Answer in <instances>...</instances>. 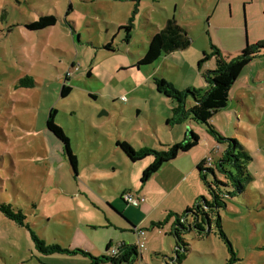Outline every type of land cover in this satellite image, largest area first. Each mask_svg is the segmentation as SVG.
<instances>
[{
  "label": "rangeland",
  "instance_id": "rangeland-1",
  "mask_svg": "<svg viewBox=\"0 0 264 264\" xmlns=\"http://www.w3.org/2000/svg\"><path fill=\"white\" fill-rule=\"evenodd\" d=\"M45 15L56 19L54 26L26 30ZM167 20L185 31L189 47L139 65ZM129 22L126 40L121 27ZM263 39L264 0H0V204L20 210L29 227L0 213V264H89L88 257L65 251L99 257L107 244H141L135 264H230L229 246L237 259L231 264H264V51L243 68L227 107L208 122L250 158V181L218 212L225 239L214 223L207 235L187 233L185 259L176 262L170 225L157 229L150 223L165 219L175 197L161 196L148 220L121 200L123 193L146 192L157 199L167 168L142 185L151 159L132 163L116 146L164 150L171 137L191 129L199 137L192 152L216 164L226 142L218 144L205 125L192 120L168 126L174 103L156 91L153 80L162 78L178 91L205 90L202 74L214 63L198 69L203 52L213 45L235 57ZM24 77L34 86L18 87ZM63 85L71 88L65 98ZM51 110L77 158L76 174L63 144L46 129ZM197 180L196 200H209ZM127 222L145 231L139 241ZM29 231L62 251L37 248Z\"/></svg>",
  "mask_w": 264,
  "mask_h": 264
},
{
  "label": "trees",
  "instance_id": "trees-1",
  "mask_svg": "<svg viewBox=\"0 0 264 264\" xmlns=\"http://www.w3.org/2000/svg\"><path fill=\"white\" fill-rule=\"evenodd\" d=\"M115 2H138L139 0H113ZM56 19L53 16H39L36 21L25 25L26 30L37 32L48 27L54 26ZM126 32L125 39H129V31L131 30V23L121 27ZM190 42L186 36L185 31L180 28L174 20H167L164 27L156 33L149 41L147 52L139 65H151L155 63L162 55H168L176 51L185 50L189 47ZM109 48V46L107 47ZM264 51V39L247 46L235 57L225 56L215 46H210V52H203L202 58L198 62V69L202 64L213 60L214 69L208 70L202 74L203 80L206 84L205 90H191L178 91L167 83L164 79L153 80L156 91L171 100L174 106L170 110V116L166 120L168 126L179 125L184 120H192L195 123L203 124L208 129L218 144L226 142V149L222 152L219 161L216 164H210L208 160H204L196 167L198 178L206 186L209 200L199 198L195 201L190 209H186L181 214L169 212L163 221L153 222L151 228L161 229L163 226L172 220L170 232L168 235L175 240V255L176 262H181L185 259L187 251V244L183 237L185 234L194 232L198 236L208 234L206 228L210 229L212 223L221 238L225 239L221 229L220 218L218 212L225 208V200L232 198L238 192L245 189L246 184L250 178L246 172V164L250 158L243 152L236 140L224 139L208 122L221 110L225 109L229 101V91L232 84L239 77L241 71L247 66L251 60ZM69 77H65L68 82ZM34 82L29 77H24L18 81V87L31 88ZM71 88L63 85L60 96L65 98L70 93ZM193 102L190 108H187V102ZM56 112L51 110L46 119V129L62 144L64 154L76 174L77 158L70 150L69 141L63 134L61 128L55 124ZM199 142V137L188 129L186 139L178 144L165 145L163 150H152L147 148H140L135 151L127 142H117L116 146L123 152L126 158L132 162L137 163L150 158V164L143 170L140 183L145 184L154 174H156L165 164L176 159L178 154L188 152L194 149ZM210 174L213 179L207 180V175ZM0 213L8 220L14 222L20 227L29 228L25 223L26 217L20 210L14 209L10 204L1 203ZM134 230V229H133ZM36 247L47 253H55L62 251L58 247L45 246L44 242L38 239L32 231H29ZM111 244L105 247V253L99 257H92L83 251H65L67 254H82L89 258V264H135L138 259V249L136 246H127L121 244L116 249L114 255H110ZM230 259L228 263L237 261L235 254L229 246Z\"/></svg>",
  "mask_w": 264,
  "mask_h": 264
},
{
  "label": "crops",
  "instance_id": "crops-1",
  "mask_svg": "<svg viewBox=\"0 0 264 264\" xmlns=\"http://www.w3.org/2000/svg\"><path fill=\"white\" fill-rule=\"evenodd\" d=\"M192 104H193L192 101L190 103L187 102V108H190L192 106ZM187 131L188 130H186V131L182 130L181 132H178L177 137L176 138L171 137L170 142L167 145H173V144H178V143L183 142L186 139ZM203 143L206 146L207 142L204 141ZM213 149H214V147L212 148V151H213ZM193 150L194 149H192L188 152H185V153L178 154V156L176 157L175 160L164 165L165 168H167L166 170H167V172H169V175L167 178H165V183H163L161 190L159 191L160 195H159V197H157V199L151 197V195H149L148 192H146V193L144 192L145 197H144V195H143V197L146 199V201L144 203L140 204L138 207H133V208H139L140 210H142L143 214H144L143 217H145L146 220H148L150 218V216H151L150 213H152V210L158 207V204L161 202V199H162L161 196L165 197L168 195L169 196L172 195L175 197V199H174L175 201L172 205H170V207H171V212L176 213V214H180V211L184 212L186 209H190L192 203L194 205V203L197 199V196L200 193L199 184H198V180H197L198 174L196 172V167L199 163H201L202 161H204L206 159L205 158L206 156L203 155L201 158H199V156L195 155L192 152ZM154 199H156L155 202H153ZM126 206H128V205H126ZM129 220H130V218H129ZM130 221H132V220H130ZM153 222H157V221L152 220L150 223L152 224ZM171 223H172V220H170L168 223L170 225V228H171ZM127 224L131 225L128 222H127ZM131 229H132V232L135 231V230H133L134 229L133 224L131 226ZM144 233H145V231H144ZM168 236H170V235H168ZM139 238H138V241H139Z\"/></svg>",
  "mask_w": 264,
  "mask_h": 264
},
{
  "label": "built area",
  "instance_id": "built-area-1",
  "mask_svg": "<svg viewBox=\"0 0 264 264\" xmlns=\"http://www.w3.org/2000/svg\"><path fill=\"white\" fill-rule=\"evenodd\" d=\"M76 70V69H75ZM71 75V72L68 71L65 75L66 76H70ZM121 200L124 204L128 205V206H131V207H138L140 204L144 203L146 201V199L143 197V196H139V195H133V194H130V193H123L122 196H121ZM135 232H137V236L138 238L140 236H143L144 234V231L143 230H136ZM138 250H140L139 248H142L143 246L140 244L139 247L136 246ZM117 247H112L110 249V252L109 254L110 255H114L116 253V249Z\"/></svg>",
  "mask_w": 264,
  "mask_h": 264
}]
</instances>
